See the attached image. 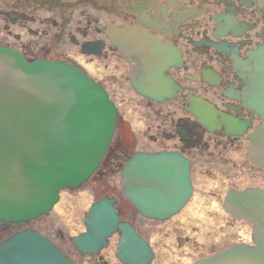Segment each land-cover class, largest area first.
I'll list each match as a JSON object with an SVG mask.
<instances>
[{
  "label": "flooded vegetation",
  "instance_id": "obj_1",
  "mask_svg": "<svg viewBox=\"0 0 264 264\" xmlns=\"http://www.w3.org/2000/svg\"><path fill=\"white\" fill-rule=\"evenodd\" d=\"M114 29L136 30L152 38L155 43L147 47L154 61L150 68L165 66L166 59L156 44L174 52L163 72L176 88L171 98L157 101L134 93L129 74L140 64L133 55L124 57L110 40L108 33ZM113 34L118 41V33ZM0 47L18 52L27 62H59L87 75L100 73L101 78L95 82L107 93L105 85L115 84L121 90L126 87L124 82L128 85L132 96L125 103L140 108L148 120L144 119L142 131L137 132L127 122V126L120 124L123 116L108 93L117 108L120 126L116 124L97 175L104 177L112 167L119 168V155L180 154L189 163L191 192L184 206L168 220L180 214L191 198H198L192 174L194 163L200 159L207 161L199 167L207 169L208 176L216 172L221 177L232 167L254 170L260 184L241 189L229 184L224 189L217 183L213 192L199 198L223 199L230 190L247 187L264 190V171L248 156L250 138L264 134V0H0ZM190 100L209 107L208 125L189 111ZM233 154L237 156L234 159ZM198 216V211L193 212L190 219ZM127 224L152 253L149 264H164L162 241L154 248L132 220ZM8 228L0 225V239ZM167 231L177 234L184 230L173 226ZM167 231L158 230L160 235ZM191 231L199 233V228ZM192 242L197 245L194 239L185 238L181 249ZM190 250L192 247L186 252L171 250V263L184 264L192 256L196 259L198 255ZM216 251L212 245L207 255L191 264ZM100 252L93 255L94 264H108Z\"/></svg>",
  "mask_w": 264,
  "mask_h": 264
},
{
  "label": "water",
  "instance_id": "obj_2",
  "mask_svg": "<svg viewBox=\"0 0 264 264\" xmlns=\"http://www.w3.org/2000/svg\"><path fill=\"white\" fill-rule=\"evenodd\" d=\"M108 35L124 57L133 55L140 64L129 76L135 93L157 101L174 95L176 88L163 73L172 61L171 49L156 44L166 62L150 68L151 37L131 29H114ZM189 102V111L208 125L209 107ZM116 120L106 92L78 68L27 62L18 52L0 47V224L41 218L58 202L61 190L79 188L101 162ZM250 140L248 156L264 171V134ZM118 185L120 197L140 216L163 221L188 200L189 163L178 153L136 152L122 167ZM115 203L113 198L92 203L82 221L85 231L71 239L72 245L82 255L94 254L118 231L115 258L121 264H149L148 246L120 222ZM223 210L251 224L252 244L228 247L196 264H264V190L230 191ZM0 264L73 263L44 236L22 230L0 241Z\"/></svg>",
  "mask_w": 264,
  "mask_h": 264
},
{
  "label": "rangeland",
  "instance_id": "obj_3",
  "mask_svg": "<svg viewBox=\"0 0 264 264\" xmlns=\"http://www.w3.org/2000/svg\"><path fill=\"white\" fill-rule=\"evenodd\" d=\"M89 76L94 80H99L101 78V74H96L95 72ZM102 77H104V75H102ZM123 86L126 87H123L121 90L118 89L115 84L105 85V87H108L107 91L111 99L118 105L117 108L121 114L120 116H123L124 121H119V123L126 125L125 122H127L128 127H131L135 132L142 131L144 119L146 121L148 119L143 116L144 112L140 108H134L125 103L127 99L132 96V93L125 82ZM145 114H147V112ZM120 124L117 125L120 126ZM236 157V154L231 155L233 159ZM125 159L126 158L119 155L118 162L123 164ZM206 163V160L200 159L194 163L193 166L194 172L192 174V179L195 184L194 194L198 198H191L188 205L180 214L165 222H154L142 219L126 202L120 199L118 187L119 169L115 166L112 167L111 172L107 170V176L99 177L95 172L92 177L79 188L61 191L59 201L52 211L44 217L30 222L25 226H21V228L33 229L43 234L75 264H94L96 256L80 255L74 250L71 244V237L83 231L81 220L89 205L103 195H111L118 198L117 207L122 212L123 221L129 222L132 220V223L138 227V231L142 235L145 234L148 236L154 248H157L158 243L162 241L165 245V249L163 248V251H161L163 253L162 262L164 264H172L170 256L172 255L171 250L178 253V251L183 252L184 249V252H186L190 247L193 249L192 251L190 250V253L193 255L197 254L198 257L195 259L194 256H192L189 260H186L184 264L194 263L197 259L207 255L212 245L215 250H220L229 245L242 242L246 243L249 241L250 233V225L248 223L233 221L222 213V198L199 197L202 196V194L213 192L214 186H216L217 183L223 185L224 189L228 188L229 184L233 187H239L238 189L244 188L245 186L260 184L258 172L254 170H239L238 168L232 167L230 170L224 171V175L221 177H218V173L216 172H214L212 176H208V170L199 167L201 164ZM99 169L102 170V168ZM208 205H210V207H208ZM196 211L199 213L198 219H190L192 213ZM173 226H179L184 231L177 234L168 232L167 229ZM197 227L199 228V233L191 231V228ZM19 228L20 227L16 228L10 226L5 236H8ZM148 229L150 230L147 231ZM159 229L167 231L166 234L160 235L158 232ZM185 238H189L191 241L194 239L197 245H193L192 242V244L184 245V247H182L183 249H181V243ZM115 243L116 236L111 238L110 246L99 253L108 264H118L113 258ZM187 257H189V254L185 256V258ZM159 264L162 263L160 262Z\"/></svg>",
  "mask_w": 264,
  "mask_h": 264
}]
</instances>
